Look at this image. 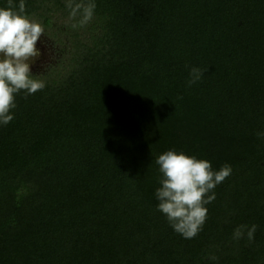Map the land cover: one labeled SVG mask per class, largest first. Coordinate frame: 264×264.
I'll return each mask as SVG.
<instances>
[{"label": "trees", "instance_id": "1", "mask_svg": "<svg viewBox=\"0 0 264 264\" xmlns=\"http://www.w3.org/2000/svg\"><path fill=\"white\" fill-rule=\"evenodd\" d=\"M24 2L69 50L0 124V264H264V0H94L79 29ZM169 150L232 168L194 239L157 210Z\"/></svg>", "mask_w": 264, "mask_h": 264}, {"label": "clouds", "instance_id": "2", "mask_svg": "<svg viewBox=\"0 0 264 264\" xmlns=\"http://www.w3.org/2000/svg\"><path fill=\"white\" fill-rule=\"evenodd\" d=\"M69 11L72 29L86 27L93 19L96 4L94 0L77 2L65 0ZM43 26L26 14L24 0L17 5L8 0L7 7L0 8V124L7 125L14 119L16 95L21 91L28 95L45 88L41 76H34L31 63L39 57L37 42L45 34ZM205 70L191 67L188 86L199 82ZM264 138V133H257ZM155 163L162 174L160 187L155 191L158 201L157 210L163 213L175 232L185 239H194L202 230L208 218L205 205L216 197L214 189L232 174L230 165H223L214 171L208 160L197 159L183 152L169 150L159 155ZM209 193H212L209 195ZM257 225H240L233 232V239L254 241ZM207 259L218 260V256L209 254Z\"/></svg>", "mask_w": 264, "mask_h": 264}, {"label": "rangeland", "instance_id": "3", "mask_svg": "<svg viewBox=\"0 0 264 264\" xmlns=\"http://www.w3.org/2000/svg\"><path fill=\"white\" fill-rule=\"evenodd\" d=\"M33 21L37 22L36 20ZM45 31V34L41 36L36 45L40 55L31 63L32 74L36 76H42L47 73L51 67L58 66L59 61L66 56V53L69 50L66 51L64 45L69 44L68 36L59 33L57 38L60 37L64 41V44H61L57 38H53L49 35L47 29H45Z\"/></svg>", "mask_w": 264, "mask_h": 264}]
</instances>
